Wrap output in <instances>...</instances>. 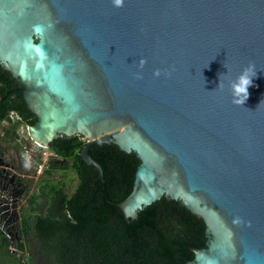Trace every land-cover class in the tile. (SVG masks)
Instances as JSON below:
<instances>
[{"label": "water", "instance_id": "95a60500", "mask_svg": "<svg viewBox=\"0 0 264 264\" xmlns=\"http://www.w3.org/2000/svg\"><path fill=\"white\" fill-rule=\"evenodd\" d=\"M0 65L34 143L80 136L99 178L94 145L136 153L129 218L166 197L204 219L188 264H264V0H0Z\"/></svg>", "mask_w": 264, "mask_h": 264}, {"label": "trees", "instance_id": "16d2710c", "mask_svg": "<svg viewBox=\"0 0 264 264\" xmlns=\"http://www.w3.org/2000/svg\"><path fill=\"white\" fill-rule=\"evenodd\" d=\"M17 87V80L0 65V129L4 123L8 124L4 128L5 142L13 141V147L21 155L29 147L25 146L20 128L34 126L38 117L28 108ZM12 113L18 116L17 120H12ZM85 145L80 136L60 137L49 145L47 149L52 155L41 174L44 181L23 209L20 223L8 229L12 238L0 229V264L193 261L194 250L204 249L208 241L204 219L188 209L183 200L166 197L140 210L136 218H129L120 205L135 189L140 164L136 153L121 151L114 145H94L89 154L103 169V178H99L95 167L81 157ZM42 158L36 157L38 165ZM68 170L79 180L72 194L64 179ZM55 171H62V179L55 177ZM24 189L25 193L30 192L31 185ZM47 201L48 207L42 211L40 204ZM15 241L18 251L23 252L21 256L11 249Z\"/></svg>", "mask_w": 264, "mask_h": 264}, {"label": "rangeland", "instance_id": "374dc122", "mask_svg": "<svg viewBox=\"0 0 264 264\" xmlns=\"http://www.w3.org/2000/svg\"><path fill=\"white\" fill-rule=\"evenodd\" d=\"M8 124L4 123L3 127H7ZM4 128L0 129V149L2 152L0 153V169H8L11 176L21 177L27 181L28 185H31V191L25 193L24 187H21L16 190V186L14 189L11 187L5 188L6 180L1 178L0 181V198H3V201H7L6 193H12L11 196L9 195L8 198L10 199L9 208L8 210H2L1 213L5 214L8 213L3 219H0V229L3 230L9 237L12 238V234H9L8 229L10 227L15 226L16 224L20 223L21 214L23 213V209L28 207L29 199L38 193L40 183L44 181V178L41 176L44 169H46L47 165L49 164V160L51 159V151L47 148H40L38 147L29 137L28 131L25 126H22L20 129V135L24 141H26L25 146L30 148L29 153L26 151L28 149H24L23 153L19 155L17 150L13 147V141L10 143L5 142V130ZM28 154V155H27ZM42 155V162L40 165L36 163V157ZM55 175V174H54ZM62 171L58 172L55 177L57 179H62ZM11 176H8V180H11ZM68 182V192L72 194L79 185V180L77 179L76 174L72 170H68L66 178H64ZM8 182V181H7ZM5 189V190H4ZM7 190V191H6ZM16 195H14L15 193ZM44 203V202H43ZM46 204H40V209L44 211L48 206V201L45 202ZM6 209V208H5ZM1 218V215H0ZM16 241L12 245L11 249L15 252L18 251L15 245ZM20 253V254H19ZM25 253V252H24ZM23 252L18 251V256H21ZM27 256V252L24 254Z\"/></svg>", "mask_w": 264, "mask_h": 264}, {"label": "clouds", "instance_id": "9594fccd", "mask_svg": "<svg viewBox=\"0 0 264 264\" xmlns=\"http://www.w3.org/2000/svg\"><path fill=\"white\" fill-rule=\"evenodd\" d=\"M114 6L122 7L124 0H113ZM39 30V29H38ZM147 63L146 60L141 59L139 64L143 68ZM225 67V65H224ZM257 70L254 63H250L247 67L243 68L240 75L234 80L231 81L229 87L233 95V103L237 105L244 104L248 98V88L252 85L253 78L256 76ZM161 75L160 71L157 70L154 72L155 77ZM141 77L137 76V79ZM222 87L221 82L218 85V88Z\"/></svg>", "mask_w": 264, "mask_h": 264}, {"label": "flooded vegetation", "instance_id": "af4514ba", "mask_svg": "<svg viewBox=\"0 0 264 264\" xmlns=\"http://www.w3.org/2000/svg\"><path fill=\"white\" fill-rule=\"evenodd\" d=\"M17 86H18V83H17ZM44 172V171H43ZM58 172H60V171H55L54 173L55 174H57ZM8 176H11V173H9V171H8V169H4L3 170V174L2 175H0V177L1 178H5V180H6V184H5V188H8L9 189V187H11L12 189H14V187L16 186V188L14 189V190H16L15 192H17V189H19V188H21V187H25L26 185H28L27 183H24L23 182V180H21V179H23V178H19V177H16V176H11L12 178H11V180H8ZM1 178H0V181H1ZM8 181V182H7ZM27 182V181H26ZM1 184V183H0ZM21 186V187H20ZM5 190V189H4ZM7 191V190H6ZM14 192V193H15ZM10 196H11V194L12 193H9V192H7ZM6 193V196H7V202H8V204L10 203V199L8 198V194ZM17 193H15L14 195H16ZM9 206V205H8ZM207 227V230H208V226H206Z\"/></svg>", "mask_w": 264, "mask_h": 264}, {"label": "built area", "instance_id": "2783aa9c", "mask_svg": "<svg viewBox=\"0 0 264 264\" xmlns=\"http://www.w3.org/2000/svg\"><path fill=\"white\" fill-rule=\"evenodd\" d=\"M11 118L12 120H17L18 119V116L15 114V113H12L11 114ZM27 131H28V127H26ZM36 144V143H35ZM38 147L40 148H44V147H41L40 145L36 144ZM28 150L26 151L27 153H29L30 151V148H27ZM28 155V154H27ZM45 170V169H44ZM1 187V185H0ZM8 202L5 200L3 201V198H0V215H1V218L0 219H3V217H5L8 213H1L2 210H8L9 206H8ZM6 208V209H5Z\"/></svg>", "mask_w": 264, "mask_h": 264}]
</instances>
